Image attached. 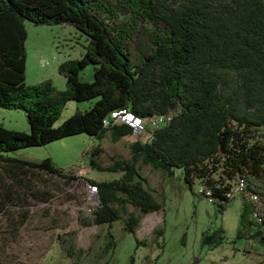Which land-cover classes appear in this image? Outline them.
<instances>
[{
	"label": "trees",
	"instance_id": "1",
	"mask_svg": "<svg viewBox=\"0 0 264 264\" xmlns=\"http://www.w3.org/2000/svg\"><path fill=\"white\" fill-rule=\"evenodd\" d=\"M25 20L66 23L85 34L80 56L57 64L62 88L47 78L25 83ZM88 63L92 77L80 80ZM92 97L87 108L53 124L67 100ZM0 107L21 109L28 126L22 131L0 123V214L49 198V190L37 186V171L71 177L49 156L5 153L82 132L95 139L84 151L91 167L118 174L86 179L96 186V204L77 214L80 226L118 218L133 232L141 215L160 206L138 174L140 165L167 173L178 167L187 188L197 181L218 210L241 178L235 235L247 232L264 246V0H0ZM116 109L165 118L147 127L143 140L128 139L124 157L102 164L100 141L132 134L109 118ZM18 215L26 217L25 210ZM75 237L70 228L55 234L68 264H78L90 248L76 245ZM104 237L102 248L111 247L108 231Z\"/></svg>",
	"mask_w": 264,
	"mask_h": 264
},
{
	"label": "rangeland",
	"instance_id": "2",
	"mask_svg": "<svg viewBox=\"0 0 264 264\" xmlns=\"http://www.w3.org/2000/svg\"><path fill=\"white\" fill-rule=\"evenodd\" d=\"M24 26L25 83L47 78L55 88H62L64 78L57 71V64L65 58L80 56L86 41L85 34L66 23L35 24L25 20ZM92 67L91 63L83 66L78 78L90 80ZM94 99L67 100L53 124H58L75 108H87ZM0 123L6 128L28 130L23 111L19 108L0 107ZM145 129L113 142L102 139V151L97 161L105 164L113 157H124L127 140H143L147 136ZM94 142L95 139L80 132L5 153L10 157L32 160L49 156L55 165L71 175L60 177L37 171V186L48 189L49 198L46 201L34 200L35 203L25 208L8 206L0 214V228L3 222L12 221L19 210H25L26 223L28 219L35 218L41 233H37V253L29 255L26 264H68L69 259L56 242L55 234L69 228L76 230V245L82 248L90 246L78 256V264H264V246L255 237L246 235L247 232L235 235L239 225L237 195L232 194L223 209L218 210L207 196L199 192L197 181L191 184L190 189L187 188L178 167H172L167 173L158 167L140 165L138 174L160 206L141 215L133 232L122 229L118 218L109 225L80 226L77 214L88 212L84 206L86 179H107L118 174L91 167L89 155L84 151ZM217 227L221 228L220 232L216 231ZM106 231L110 233L113 245L103 249ZM206 234L209 237L204 239ZM218 234H221L219 242L216 241ZM43 239H46L45 248ZM17 250V247L9 248L7 253H0V264H15V257H28Z\"/></svg>",
	"mask_w": 264,
	"mask_h": 264
},
{
	"label": "crops",
	"instance_id": "3",
	"mask_svg": "<svg viewBox=\"0 0 264 264\" xmlns=\"http://www.w3.org/2000/svg\"><path fill=\"white\" fill-rule=\"evenodd\" d=\"M26 219V217L21 215L14 216L13 220L9 221V223L3 222L0 228V253L2 255L7 253L9 248L13 249L16 247L18 248L17 251L19 253L21 252V254L24 253L25 255H28V257H25L24 259L15 257V264H26V260L30 258L32 254L36 255L37 253V233H41V231L38 230L35 218H32V220L28 219L29 221L27 223ZM42 242L44 245L43 247L45 248L46 239H43ZM43 247L41 248V251Z\"/></svg>",
	"mask_w": 264,
	"mask_h": 264
},
{
	"label": "built area",
	"instance_id": "4",
	"mask_svg": "<svg viewBox=\"0 0 264 264\" xmlns=\"http://www.w3.org/2000/svg\"><path fill=\"white\" fill-rule=\"evenodd\" d=\"M109 118L113 119L114 121H122L126 123L131 128V133L139 131L143 128L152 127L161 122L165 116L161 114H154L149 116L140 117L134 114H131L128 111L123 109H116L112 110V113L108 115ZM103 123H106L104 121ZM239 180L241 178L235 179L229 187L228 194H236L241 189L239 188ZM205 194L207 191L204 192ZM251 199L255 200V195L250 194L249 196ZM96 204V186L92 182L85 183V194H84V206L85 210H89L91 206ZM262 233L264 234V226L262 228Z\"/></svg>",
	"mask_w": 264,
	"mask_h": 264
},
{
	"label": "bare ground",
	"instance_id": "5",
	"mask_svg": "<svg viewBox=\"0 0 264 264\" xmlns=\"http://www.w3.org/2000/svg\"><path fill=\"white\" fill-rule=\"evenodd\" d=\"M243 187V181H239V188L242 189Z\"/></svg>",
	"mask_w": 264,
	"mask_h": 264
}]
</instances>
